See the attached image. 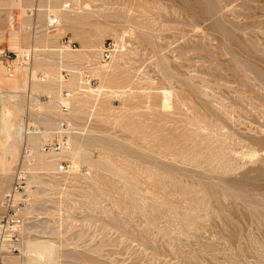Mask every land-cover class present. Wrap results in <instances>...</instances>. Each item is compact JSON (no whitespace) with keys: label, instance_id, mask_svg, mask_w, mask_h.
Here are the masks:
<instances>
[{"label":"rangeland","instance_id":"374dc122","mask_svg":"<svg viewBox=\"0 0 264 264\" xmlns=\"http://www.w3.org/2000/svg\"><path fill=\"white\" fill-rule=\"evenodd\" d=\"M59 1L63 25L40 33L25 68L29 93L0 101L40 132H0V218L32 152L16 197L21 254L5 264H30L46 245L50 264H264V0ZM65 2L75 10L60 12ZM22 13L29 49L38 19ZM64 91L77 131L68 152L46 154Z\"/></svg>","mask_w":264,"mask_h":264},{"label":"built area","instance_id":"2783aa9c","mask_svg":"<svg viewBox=\"0 0 264 264\" xmlns=\"http://www.w3.org/2000/svg\"><path fill=\"white\" fill-rule=\"evenodd\" d=\"M50 0H38V2H48ZM37 2V3H38ZM74 6L73 3L65 2L63 4L64 10H69ZM37 13V9L34 11H29L30 16H34ZM49 18L45 25V31L50 33L56 31L59 27L60 21L56 15H53L49 12ZM32 35H37L32 31ZM71 49L75 48L74 45H70ZM115 46L107 44L104 47L101 58L103 61H109L112 58V55L115 53ZM37 49L34 46H31L29 49L23 52H16L8 48H4L0 45V72H3L8 79H14L18 76V69H27L31 68L32 64L35 61L37 56ZM64 76H69L67 72L64 73ZM88 79V77H86ZM46 77L42 76V81H45ZM87 82V81H86ZM90 84V82L88 83ZM87 84V85H88ZM85 85V84H82ZM2 89L0 87V95L2 94ZM29 100L31 99L30 94L28 95ZM72 98L71 93L64 91L62 100L60 102V109L63 115L66 118H63L59 122V127L57 133L60 139L55 142H46L41 146V151L46 154H59L68 152L72 147L71 138L75 134V126L73 121L68 118L71 111L70 99ZM25 129L27 133H38L39 129L29 126V122L25 120ZM37 130V131H36ZM24 154L22 156L23 165L17 170L15 175V182L11 191L5 196L4 207L7 210L8 214L0 218V264H5L7 257L11 254H21L22 240L21 234L23 230V219L19 216L20 205L16 201V197L23 191L24 185L26 183L27 171L24 169L25 165H29L32 161V152L28 145H25Z\"/></svg>","mask_w":264,"mask_h":264},{"label":"bare ground","instance_id":"6f19581e","mask_svg":"<svg viewBox=\"0 0 264 264\" xmlns=\"http://www.w3.org/2000/svg\"><path fill=\"white\" fill-rule=\"evenodd\" d=\"M23 1V0H22ZM54 0H50V1H48L47 2V4H46V7H40L39 6V2H38V0H37V4H35V6L33 7V8H30V9H27V11H26V13H27V15H29L28 14V12L29 11H34L35 9H37V15L38 14H40V13H42V14H44L45 15V20H46V22H47V20H48V18H49V12L51 13V14H53V12L54 11H52V10H54V9H52L51 10V4H52V2H53ZM61 1V0H60ZM60 1L58 2V3H60ZM81 2V0H75V2L74 3H77V4H79ZM57 3V2H56ZM64 4V3H63ZM63 4L61 5V8H60V12H70V11H72V9L75 7V6H72V8L71 9H69V10H64L63 9ZM55 5V4H54ZM59 6V5H58ZM84 6V5H83ZM89 6L87 5L86 6V8H88ZM53 8H54V6H53ZM90 8V7H89ZM88 8V9H89ZM77 9V8H76ZM73 10H75V9H73ZM57 11V10H56ZM79 11V10H78ZM70 14V13H69ZM68 14V15H69ZM73 14V13H72ZM75 14V13H74ZM53 15H56L55 13L53 14ZM58 15V14H57ZM56 15V16H57ZM78 15V14H77ZM30 16V15H29ZM60 16V15H59ZM59 16H57L58 18H59V21H60V24H59V27L57 28V29H59L60 27H61V25H63V24H61V20H60V17ZM73 16V15H72ZM31 17V16H30ZM43 17V16H42ZM13 18V17H12ZM72 18H75V17H72ZM42 19H44V17L42 18ZM13 20V19H12ZM70 21V20H69ZM74 21V20H73ZM38 22V21H37ZM72 22V21H71ZM75 23V22H74ZM36 24V23H35ZM38 24V23H37ZM39 25V24H38ZM46 25V24H45ZM45 25H44V28H43V30H40V25L39 26H33V31L35 32V33H37V35H33V37L34 38H36V37H38V36H40V33H47V34H50V32H48V31H45ZM14 26V25H13ZM27 28V27H26ZM28 29V28H27ZM57 29H56V31H57ZM32 34V33H31ZM47 36V35H46ZM39 38V37H38ZM33 39V38H32ZM31 39V40H32ZM37 40V39H36ZM36 40H34V42L36 41ZM33 41V40H32ZM37 42V41H36ZM35 42V43H36ZM32 44V43H31ZM32 46H34L33 44H32ZM37 46V45H36ZM36 46H34L36 49H37V51H40ZM31 47V46H30ZM25 50H27V49H25ZM25 50H22V51H18V52H23V51H25ZM80 51V50H79ZM125 51V50H124ZM78 52V51H77ZM115 57H116V55H115ZM119 61V60H118ZM117 61V62H118ZM117 62H115V64H117ZM119 64H120V62H119ZM116 66V65H115ZM122 66V65H121ZM117 67V66H116ZM113 68V67H112ZM30 69V68H29ZM60 69V68H59ZM108 69V68H107ZM115 69V68H114ZM32 70V69H31ZM18 71V70H17ZM100 71V70H99ZM104 71V70H103ZM107 71V70H106ZM116 71V70H115ZM30 73V77H29V83L31 84V82L33 81V77H32V72H29ZM105 72H103V74H104ZM110 73V72H109ZM116 73V72H115ZM102 74V75H103ZM114 74V73H113ZM111 75V74H110ZM29 76V75H28ZM61 76V75H60ZM105 77V76H104ZM113 77H114V75H113ZM109 78V77H108ZM112 78V77H111ZM110 78V79H111ZM15 82L16 81V78H14V79H12V80H8L7 82ZM27 82V81H26ZM1 83L2 82H0V87H1V89H2V94L0 95V101L3 103L4 102V98H5V96L6 95H8L9 94V96L11 97V95H17V93H18V90H16V89H14V90H11V91H8V90H4L3 88H2V85H1ZM31 86V85H30ZM60 86V85H59ZM29 87V86H28ZM27 87V88H28ZM56 87V86H55ZM30 89V88H29ZM61 89V88H60ZM28 90V89H27ZM6 91H8V92H6ZM166 92V91H165ZM28 93H29V90H28ZM167 96H169L168 95V91H167ZM165 94V95H166ZM170 94V93H169ZM14 97H16V96H14ZM12 98H13V96H12ZM9 100V99H8ZM34 103V102H33ZM42 105V104H41ZM30 109H28V111H29ZM13 113H14V115H15V112L14 111H12ZM19 113V112H18ZM17 114V113H16ZM52 114V113H51ZM25 115V114H24ZM19 118V117H18ZM19 120V119H18ZM25 121V120H24ZM49 122V121H48ZM0 124H1V131L0 132H2V133H4V134H6L8 137H9V133L10 132H14V131H16V132H18V134H20L21 135V133H24L25 135H23V136H26L27 138V140L28 141H30V140H33L34 139V137L33 136H36V135H40V132H38V133H27V131H24V129L20 126V124H17V123H15V120H14V122H12V114H11V112L9 111V110H3L1 113H0ZM24 124V123H23ZM24 126V125H23ZM10 128H13V129H11L10 130ZM26 130V129H25ZM75 131H77L76 129H75ZM15 132V133H16ZM47 132V131H46ZM54 133H56V132H54ZM76 133V132H75ZM79 133H80V131H79ZM49 134H50V132H49ZM82 134V133H81ZM1 136V135H0ZM19 136V135H18ZM10 138V137H9ZM8 138V139H9ZM12 138V137H11ZM18 139V138H17ZM20 139V138H19ZM25 139V140H26ZM7 140V139H6ZM23 141H24V139H23ZM8 142H6V144H7ZM23 143V142H22ZM28 144V143H27ZM17 145V144H16ZM10 146V145H9ZM12 146V145H11ZM9 148V147H8ZM8 148H6V149H8ZM80 148V147H79ZM12 149V148H11ZM74 150V149H73ZM72 151V150H71ZM74 151H77V150H74ZM76 153V152H75ZM80 157V156H79ZM47 246V245H46ZM44 247L43 249H42V252H40V253H37L35 256H32L31 258L29 257V262H30V264H50L49 262L51 261L52 262V260H51V253L53 252L52 251V249L48 246V247ZM31 247H33L32 245H31ZM53 248V247H52ZM29 250V249H28ZM37 252V251H36ZM36 252H33V253H36ZM52 264V263H51Z\"/></svg>","mask_w":264,"mask_h":264},{"label":"crops","instance_id":"0c3cea01","mask_svg":"<svg viewBox=\"0 0 264 264\" xmlns=\"http://www.w3.org/2000/svg\"><path fill=\"white\" fill-rule=\"evenodd\" d=\"M26 1H25L26 3L31 4V0H29V1L26 0ZM22 3H23L22 0H10L8 3H6L7 8H0V45H2L3 42L7 38H9V43H10L9 49L16 51V52L25 50V49H23L22 39H23L24 43H25V41H27L26 38H22L20 36L21 32L17 31L15 28V14H14L15 9L19 7L24 13L27 11V9L25 10L23 8ZM34 4H37V0ZM38 4L40 7H46V5H44V4H41V3H38ZM24 13H22L23 16H24ZM42 16L44 17V21H45V15L40 13L37 15L38 22H35V23H39L40 21H43V19L41 18ZM24 17H25V21H26L25 23H27V24H28V22L31 23V20H30L31 17L29 15H27V13H26V16H24ZM35 23L33 20L31 32L33 31V26ZM26 27L27 26H22V28H23L22 31L27 32L28 30H30L29 27H27L28 29ZM38 37L40 38L41 36H38ZM38 37L34 38L33 35L31 34V39L33 38L32 39L33 41L31 40V43L34 46H36L37 42L39 41ZM34 40H36L37 42L35 41L36 42L35 43ZM32 44H31V46H32ZM25 70L26 69H18L17 74L19 77H16L15 82H12V81L7 82L8 80H12V79H8L3 72H0V82H2L1 85L4 86L5 82H7L8 85H7L6 90L9 91V90L16 89L19 91L20 89H24V87L27 83V87L29 86L27 89L30 90L29 88H31V86H30L31 84L28 82L29 77H30V73L28 74L29 76L27 77V82H26L25 79H26L27 74L25 73Z\"/></svg>","mask_w":264,"mask_h":264}]
</instances>
